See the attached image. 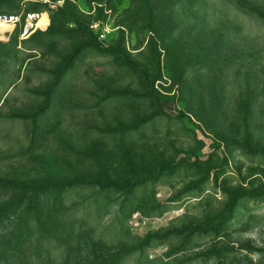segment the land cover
I'll use <instances>...</instances> for the list:
<instances>
[{
    "label": "rangeland",
    "instance_id": "1",
    "mask_svg": "<svg viewBox=\"0 0 264 264\" xmlns=\"http://www.w3.org/2000/svg\"><path fill=\"white\" fill-rule=\"evenodd\" d=\"M21 9L0 264H264V0H0Z\"/></svg>",
    "mask_w": 264,
    "mask_h": 264
},
{
    "label": "built area",
    "instance_id": "2",
    "mask_svg": "<svg viewBox=\"0 0 264 264\" xmlns=\"http://www.w3.org/2000/svg\"><path fill=\"white\" fill-rule=\"evenodd\" d=\"M39 17L40 13L37 11L26 9H21L19 12H0V27L15 30L21 41L28 38L37 28Z\"/></svg>",
    "mask_w": 264,
    "mask_h": 264
},
{
    "label": "trees",
    "instance_id": "3",
    "mask_svg": "<svg viewBox=\"0 0 264 264\" xmlns=\"http://www.w3.org/2000/svg\"><path fill=\"white\" fill-rule=\"evenodd\" d=\"M0 12H11V11H0ZM219 227H220V226L216 225V227H215V229H214L215 234L219 233V229H218ZM189 228H190V231H191V232L194 231V233H196L198 230L201 229V225H192V226H190Z\"/></svg>",
    "mask_w": 264,
    "mask_h": 264
}]
</instances>
